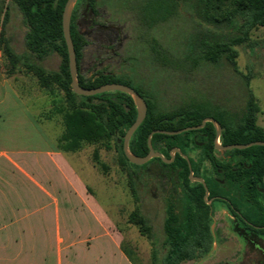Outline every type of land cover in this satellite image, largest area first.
<instances>
[{
  "label": "trees",
  "instance_id": "obj_1",
  "mask_svg": "<svg viewBox=\"0 0 264 264\" xmlns=\"http://www.w3.org/2000/svg\"><path fill=\"white\" fill-rule=\"evenodd\" d=\"M14 1L27 26L26 48L37 61L17 54L2 39V32L0 44H3V53L10 67L20 65L51 96H54L56 89L64 93L58 108L63 114L64 123L59 150L77 153L86 144L114 143L119 164L128 171L130 190L137 202V179L141 175L134 168L154 165L173 185V192L165 199L162 245L165 253L161 264L197 261L211 253L218 236V231L215 236L212 232L216 203L231 217V231L245 243L249 253L259 256V264H264V146L220 152L215 148L217 129L211 122L200 130L178 135H152L154 150L165 158L171 159V151L175 148L188 156L194 175L204 179L209 189V199H214L211 206L204 200V186L190 180L188 162L180 154H176L170 164L160 158H153L143 166L131 164L124 154L123 142L137 118L134 99L123 92L87 97L72 91L68 48L62 24L68 0ZM96 1L78 0L73 11L71 36L78 63L85 40L78 31L77 11L81 7L95 8ZM182 5L191 11L199 27L187 40L189 51L185 54V63L191 71L203 65L227 66L231 75L240 78V94L230 90L227 97H208L164 109L155 98L146 97L132 87L123 75L99 74L86 78L79 73L80 85L97 88L105 84H123L145 99L148 106L146 118L129 143L131 153L139 157L149 153L148 137L152 132H175L200 126L206 118H212L221 125L219 142L222 146L264 142V128L258 125L261 108L251 88L252 74L243 73L237 62V47L250 45L252 32L264 28V0H139L133 11L144 28L151 30L177 17ZM4 13L3 24L7 20L8 7ZM153 51L160 57L162 47L156 41ZM53 53L60 56L61 63L58 70L49 71L40 62ZM94 161L103 170L107 168L96 151ZM129 223L138 227L141 235L151 243L154 242L152 227L140 209L130 214ZM152 260L153 264L158 263L156 250L152 253Z\"/></svg>",
  "mask_w": 264,
  "mask_h": 264
},
{
  "label": "rangeland",
  "instance_id": "obj_2",
  "mask_svg": "<svg viewBox=\"0 0 264 264\" xmlns=\"http://www.w3.org/2000/svg\"><path fill=\"white\" fill-rule=\"evenodd\" d=\"M2 1V2H1ZM101 1V2H100ZM139 0H97L104 5L106 15L117 21L129 35L121 51V70L130 85L140 90L146 97L155 98L158 105L164 109H173L190 101H202L208 97L219 98L228 92H242L240 78L231 75L227 66L214 67L203 65L195 70L185 63V54L189 51L187 40L199 29L197 21L191 11L182 5L179 15L168 22L157 25L146 34L140 28L135 12ZM8 7L5 24L0 20L2 39L19 55H27L33 61L37 58L28 53L25 45L27 26L14 0H0L1 7ZM3 7V8H4ZM156 41L162 47L158 57L153 51ZM239 69L243 73L252 74L251 88L260 104L261 112L258 125L264 128V28L252 32L251 44L237 47ZM6 61V62H5ZM41 65L49 70H58L61 58L53 53L46 57ZM5 64V65H4ZM9 64L0 44V72ZM6 70V69H5ZM27 82L22 84L23 90L40 92V86L35 77L26 73ZM83 76L90 75L83 72ZM64 93L56 89L54 96L49 94V124H23L19 129L22 134V144L35 147L40 143V136H49V150L58 145L59 138L64 132L63 114L58 110ZM55 99L53 103L52 100ZM34 113L36 109H33ZM48 129V131H45ZM98 152L99 159L106 165L103 170L94 161V152ZM68 154L71 164L77 170L81 182L98 201L102 208L117 223V228L123 234V246L137 264H153L152 253L156 250L158 263L165 253L163 249V223L165 218V199L173 192L170 180L163 177L154 166L134 168L141 176L137 179L138 202L132 195L129 185L128 171L119 164V154L114 143L86 144L77 153ZM150 168V171H149ZM136 209L147 217L154 233L151 243L141 235L138 227L129 223V216ZM215 232L218 231L216 244L211 253L197 261L183 264H259V256L249 253L245 243L240 240L230 228L231 217L228 212L215 204ZM42 256H38L37 263L41 264Z\"/></svg>",
  "mask_w": 264,
  "mask_h": 264
},
{
  "label": "crops",
  "instance_id": "obj_3",
  "mask_svg": "<svg viewBox=\"0 0 264 264\" xmlns=\"http://www.w3.org/2000/svg\"><path fill=\"white\" fill-rule=\"evenodd\" d=\"M5 69L0 72V264H38V256L41 264H137L68 154L58 145L49 150L47 132L35 147L22 144L23 124H49V94L41 88L24 91L29 78L20 65Z\"/></svg>",
  "mask_w": 264,
  "mask_h": 264
},
{
  "label": "water",
  "instance_id": "obj_4",
  "mask_svg": "<svg viewBox=\"0 0 264 264\" xmlns=\"http://www.w3.org/2000/svg\"><path fill=\"white\" fill-rule=\"evenodd\" d=\"M77 1L78 0H68L67 1L65 8H64V11H63V18H62L63 33H64V38L66 41V45L68 48V55H69V67H70V74H71V78H72V81H71L72 91L79 96H87V97L88 96H96V95L107 93V92H123V93L130 95L134 99V102L136 105L137 118H136V121L134 122V124L128 129V131L124 137L123 151H124V154H125L126 158L128 159V161L133 165L143 166L153 158H160L164 163L170 164L174 161L175 155L180 154L188 162L189 169H190V176H189L190 180L192 182H199L204 186V188H205L204 200H205L207 205L211 206L214 199L213 198L209 199L210 193H209V189H208L204 179L194 175L193 170H192V165H191V162H190V159L188 158V156L182 154L180 149L175 148L171 151V154H170L171 159L165 158L160 152H156L154 150V148L152 146V135H154L156 133L166 134V135H178V134H181V133L186 132V131L200 130V129L205 127L206 123L211 122L215 125V127L217 129V135H216V139H215V148H216V150H218L220 152H225L227 150H233V149L243 150V149H246V148H249L252 146H264V142L258 141V142H252L249 144H244V145L240 144V145L222 146L219 142V139H220V136L222 133L221 125L216 120H214L212 118H206L203 120V122L200 126L185 128V129L175 131V132H167V131H162V130L154 131L148 137L149 153L145 157H139V156H136L133 153H131L130 148H129V143H130L132 136L134 135V133L138 129V127L142 124V122L146 118L147 110H148L147 102L136 90H134L130 86H126L123 84H117V83L105 84V85L99 86L97 88H84L80 85L79 78H78V76H79V65L77 62V55H76V51H75L72 36H71V19H72L73 11H74V8L76 6ZM97 102L98 101H96V103ZM215 223L216 222L214 220V222L212 224V232H213L214 236H215V229H214ZM215 244H216V242H215Z\"/></svg>",
  "mask_w": 264,
  "mask_h": 264
},
{
  "label": "flooded vegetation",
  "instance_id": "obj_5",
  "mask_svg": "<svg viewBox=\"0 0 264 264\" xmlns=\"http://www.w3.org/2000/svg\"><path fill=\"white\" fill-rule=\"evenodd\" d=\"M100 2L96 1L95 8L81 7L77 11L78 31L85 40L78 63L79 73L85 72L90 78L99 74H122L121 51L125 41L130 39L125 29L105 14V6L99 5ZM136 18L140 28L148 34L149 30Z\"/></svg>",
  "mask_w": 264,
  "mask_h": 264
}]
</instances>
